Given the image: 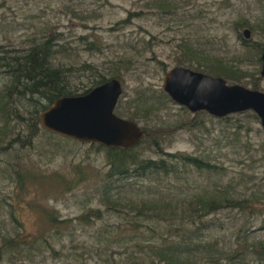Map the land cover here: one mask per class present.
Masks as SVG:
<instances>
[{"label":"rangeland","instance_id":"obj_1","mask_svg":"<svg viewBox=\"0 0 264 264\" xmlns=\"http://www.w3.org/2000/svg\"><path fill=\"white\" fill-rule=\"evenodd\" d=\"M245 29L250 30V37L243 40ZM46 39L55 50L64 44L54 63L73 66L69 75L78 92L90 86L88 79L96 73L109 79L116 77L112 76L115 71L120 74L116 78L123 92L115 113L127 118L137 111L136 120L148 136L136 148L140 157H162L175 163L158 150L163 149L203 161L200 167L179 161L177 171L167 175L151 171L108 179L103 145L41 130L30 147L15 145L0 152V237L15 230L6 204L11 200L20 230L28 235L40 233L43 207H52L61 218L70 219L88 208H101L102 220L95 224L73 220L54 236L56 252L49 249L37 259L39 264H112V258H124L118 253L122 247L118 243L110 249L98 245L97 228L109 223L121 237L133 232L135 239L150 232L144 224L140 227L143 232L134 230L132 220L125 217L135 213L106 209L102 200L107 193L123 203L156 201L161 204V214L168 205L194 214L197 223H203L198 239L213 249L239 251L264 242V131L259 118L250 110L222 118L204 111L193 113L162 88L165 72L179 65L177 58L185 43L193 51L237 65L245 73L238 84L249 88L255 84L264 91L259 62L264 46V0H0L1 48L9 54L24 53L32 43ZM190 64L196 65L183 59L180 66L195 70ZM5 81V73H0V88ZM2 120L0 117V127ZM15 125L11 124L13 129L0 143L25 128ZM214 194L235 200L250 198V207L227 206L197 215L193 211L197 199ZM211 248L202 247L193 258L223 264V257L209 258ZM248 249L238 264H257L256 254ZM202 250L211 253L202 256Z\"/></svg>","mask_w":264,"mask_h":264},{"label":"trees","instance_id":"obj_2","mask_svg":"<svg viewBox=\"0 0 264 264\" xmlns=\"http://www.w3.org/2000/svg\"><path fill=\"white\" fill-rule=\"evenodd\" d=\"M244 23L252 27L247 20ZM241 36L239 34V37ZM242 39L245 40L244 37ZM182 45L184 48L179 54L180 57L177 58L179 65L183 64V59L192 60L196 65L193 67L190 64V66L195 70H201L213 76H220L234 83L241 82L245 76V73L237 65L228 64L219 56H209L193 51L185 43H182ZM63 47L64 44H61L60 49L56 48L55 50L51 45L50 39L32 43L24 53L15 52L9 54L7 49L0 47V73H5L6 75V81L0 88V117L4 119L0 127V139L7 136L8 131L13 129L11 124L25 126L24 129L19 128L18 132L12 133V136L5 143H0V152L8 151L15 145H18L20 148L30 147L34 138L37 137L41 130L49 132L40 126L38 114L47 109L56 99L63 96L86 93L93 87L109 80L102 73H96L95 76L92 75L88 79L90 86L78 92L76 87L72 86L69 75V72L74 69L73 66L54 63L55 55L59 54L63 50ZM210 59L213 60L211 64L205 63V61ZM260 61L261 58H259ZM85 67L90 68L91 66L87 65ZM112 76L120 78V74L116 71L112 73ZM252 89H257L255 84H253ZM145 106L150 105L146 104ZM118 114L122 115L120 112ZM129 114L127 118L136 120L138 115L136 110ZM255 117L257 116L255 115ZM20 131L24 134H21ZM49 133L54 134L52 132ZM147 139L148 136L146 134L141 142ZM154 142L159 147L158 142ZM138 145L131 148L102 146L106 151L108 171L105 176L108 179H114V177L118 179L121 176L126 178L133 177L134 175L142 176L149 172L151 173V171L167 175L177 171L176 166L179 161L195 164L197 167H200L201 165L199 164L203 161L195 157H181L179 154H169L163 152V149L158 150L162 151L164 155L171 157V159H175V163L169 164L162 157L158 159L150 157L142 158L136 151ZM209 168H211L210 165ZM23 182V180H20L21 186ZM72 184H76L75 181ZM109 196L105 193L102 200L106 209L111 208L116 211L125 210L135 213L125 217L132 220L131 222L133 223L131 224L134 225V230L137 229V231L143 232L140 227L144 224V228L150 232V234H139L138 239H135L133 235L136 234L133 232L121 237V234H118L109 223L105 227L97 228L95 236L98 245L104 244L107 246V249H110L112 244L118 243V246L122 247L121 252L118 253L125 255L124 258L119 260L112 258V264H207L203 259L193 258L202 247L203 249L211 248L206 243L205 245L202 244L198 239L203 223L199 225L194 214H185L182 209L178 211L176 205L175 207L168 205L169 208H167L165 214H161V204L156 201L149 203L142 201L138 204L132 201L123 203L115 201ZM250 201V198L235 200L231 199V197L214 194L208 199L198 198L196 201L197 206L193 211L195 213L198 212L197 215H199L201 213L209 214L227 206H237L245 209L250 207ZM6 204L10 208L8 211L9 222L15 227V230L0 237V264L16 263L17 261L26 263L32 260L35 261L34 264H39L37 257L43 256L49 249L56 252L54 236L56 233H61L65 227L67 229L73 220L76 223L95 224L97 220H102L104 216V210L102 211L101 208H88V210L73 219L61 218L57 210L46 206L42 208L43 219L41 221L42 229L40 233L28 235L20 230L19 220L15 217L14 213L15 206L13 201L11 200ZM149 208H151V211H148ZM148 223H150L149 226ZM114 226L117 229L119 228L116 225ZM189 226H192V228H189ZM249 247L250 249L243 247L239 251L227 250L222 247L217 249L211 248L213 249V253L208 250L205 252L202 250L203 252H199V254L203 256L204 254L210 255L209 253H211L209 258L214 260H219L223 257L226 260L223 264H238L243 261L248 249L251 250L252 254H256L257 264H262L261 261L264 264V242L259 241L256 246L252 247L251 245ZM190 254L193 256L191 257Z\"/></svg>","mask_w":264,"mask_h":264},{"label":"water","instance_id":"obj_3","mask_svg":"<svg viewBox=\"0 0 264 264\" xmlns=\"http://www.w3.org/2000/svg\"><path fill=\"white\" fill-rule=\"evenodd\" d=\"M243 36L249 39L250 30L245 29ZM260 58V75L264 77V46ZM162 88L174 102L193 113L204 111L222 118L253 111L264 131V91L238 83L229 84L220 76L180 65L165 72ZM122 92L120 80L113 77L86 93L60 97L38 114L40 126L81 142L113 148L134 147L146 131L137 120L115 113Z\"/></svg>","mask_w":264,"mask_h":264},{"label":"flooded vegetation","instance_id":"obj_4","mask_svg":"<svg viewBox=\"0 0 264 264\" xmlns=\"http://www.w3.org/2000/svg\"><path fill=\"white\" fill-rule=\"evenodd\" d=\"M244 31V30H243ZM242 35H243V33H242ZM263 77V76H262Z\"/></svg>","mask_w":264,"mask_h":264}]
</instances>
